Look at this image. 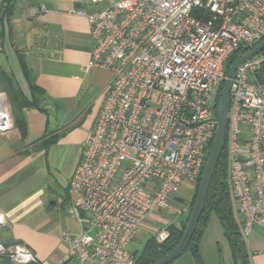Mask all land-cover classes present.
Listing matches in <instances>:
<instances>
[{
    "label": "built area",
    "instance_id": "built-area-1",
    "mask_svg": "<svg viewBox=\"0 0 264 264\" xmlns=\"http://www.w3.org/2000/svg\"><path fill=\"white\" fill-rule=\"evenodd\" d=\"M89 1L100 10L75 12L89 21L90 66L111 77L69 180L86 214L84 228L63 231L61 239L65 258L133 264L140 227L202 172L225 62L241 45L264 38V0ZM259 63L252 58L235 71L225 137L244 235L255 224L264 228V86L252 78ZM8 119L0 109V131ZM150 231L159 243L168 237L165 224ZM2 254L16 263L35 261L23 244H0Z\"/></svg>",
    "mask_w": 264,
    "mask_h": 264
},
{
    "label": "crops",
    "instance_id": "crops-1",
    "mask_svg": "<svg viewBox=\"0 0 264 264\" xmlns=\"http://www.w3.org/2000/svg\"><path fill=\"white\" fill-rule=\"evenodd\" d=\"M11 1L0 24V62L27 100L32 98L31 82L38 88L42 103L23 109L46 114V127L31 135V123L24 118V134L15 119L0 131V244H23L35 257L29 263H16L9 254H2L0 264H84L65 258L67 248L61 234L79 233L84 228L86 214L76 207L69 180L111 72L90 66L94 41L89 21L75 10L91 14L101 5L89 0ZM20 60L26 64L30 82ZM190 193L191 187L182 185L177 196L188 200ZM233 207L240 224L235 203ZM147 220L177 227L181 221L158 214ZM147 220L138 233L149 232ZM243 237L250 264H264V228L255 224ZM141 246L131 245L133 250Z\"/></svg>",
    "mask_w": 264,
    "mask_h": 264
},
{
    "label": "trees",
    "instance_id": "trees-1",
    "mask_svg": "<svg viewBox=\"0 0 264 264\" xmlns=\"http://www.w3.org/2000/svg\"><path fill=\"white\" fill-rule=\"evenodd\" d=\"M10 1L11 0H2L0 3L1 4L0 24L2 23L3 18L6 16V14L10 10L9 6L11 7V4H12V3H9ZM256 44H253L251 46L241 45L238 49H236L233 53H231L225 62V74L227 73V70L230 64H232L239 56L247 52L249 49H251ZM254 58H258L260 60V63L256 71L253 73L252 78L255 82L264 86V49ZM20 64H21V68L26 78L30 82L31 76L28 73L26 64L24 63L23 60H20ZM30 85H31V91H32V96H33V91H37L38 88L32 82ZM222 88H223V82L221 83L217 91V95L215 98V108H216V103L218 101L220 93L222 91ZM20 96H19L20 98L23 97L22 95ZM23 98L25 100V103H20V102L17 103V106H16L17 108H20L21 110H23L25 106L26 107L27 106H38V104L35 102L33 97L31 98V100H27L25 97ZM15 123L20 128L21 132L24 134L25 127H26L24 118L21 116H17L15 118ZM211 143H212V140L208 145L209 148L211 146ZM199 180H200V176L197 179V183L195 185L196 192H197ZM196 192L194 194V199L196 197ZM194 199H193V202H194ZM173 200H177L178 202H181V203L183 202V199H181L178 196L173 198ZM193 202L190 205V208L192 207ZM233 204H234V201H233L231 186H230V182L228 178V162H227V151H226V143H225L222 149L219 161L211 177L207 196L205 199L203 212L200 216V219L197 224L194 235L192 236V239L186 249V250L191 251V254L196 264H203L201 262V259L198 253V248H197L198 241L204 229V224L207 220V216L212 212L216 214V216L218 217V219L223 225L224 234L228 241L229 249L231 253V263L232 264H250V261L248 259V255L246 252V248H245L244 237L242 233V226H241V223L239 224V222L237 221L235 217ZM187 218H188V215L186 216L183 222L184 224L182 228H179L173 224H167L166 228L168 231V237L162 243H157L153 235L149 236L140 248L134 249V263L133 264H152L158 259H160L161 257H163L166 253H168L179 242L181 235L183 233L185 224L187 222Z\"/></svg>",
    "mask_w": 264,
    "mask_h": 264
},
{
    "label": "rangeland",
    "instance_id": "rangeland-1",
    "mask_svg": "<svg viewBox=\"0 0 264 264\" xmlns=\"http://www.w3.org/2000/svg\"><path fill=\"white\" fill-rule=\"evenodd\" d=\"M2 0H0L1 3ZM1 7V4H0ZM7 12V10H6ZM5 13V12H4ZM1 44V43H0ZM2 51V46L0 45V55ZM15 81L10 71L6 69L5 65L0 62V94L4 95L5 103L7 106L10 124L14 121L17 116H21L29 121L31 127V135L33 133H40L42 126H44L45 116L43 114L37 113L36 111L25 112L24 109L21 110L17 108V103H25L24 98H20L21 94L15 86ZM20 96V97H19ZM16 97V98H15ZM37 104L42 103V96L37 92L33 91L32 96ZM52 125V117L50 118L49 127ZM197 183V182H196ZM195 184L189 185L191 187V193L188 200H183V202H178L177 200H171V207L168 209L161 210L154 213L163 216L164 218L170 220L173 218L181 219L178 224L179 228H182L183 222L186 216L190 212V205L193 202L195 194ZM187 206V213H179L183 206ZM182 212V211H181ZM158 222V221H157ZM156 221L147 220V224L150 227L159 226ZM165 226L169 223H164ZM164 224H160L163 226ZM152 231H142L137 233L133 243L140 246L144 243L145 239L151 236ZM157 242V241H156ZM159 243V242H157ZM198 253L203 264H232L231 263V253L229 249L228 241L224 234V228L218 217L214 212L207 216V220L204 224V229L198 241ZM171 264H196L191 251H184L179 257H177Z\"/></svg>",
    "mask_w": 264,
    "mask_h": 264
},
{
    "label": "water",
    "instance_id": "water-1",
    "mask_svg": "<svg viewBox=\"0 0 264 264\" xmlns=\"http://www.w3.org/2000/svg\"><path fill=\"white\" fill-rule=\"evenodd\" d=\"M263 49L264 39L254 45L247 52L239 56L228 67L225 79L223 81V88L216 103L215 111L217 121L215 132L213 135L211 146L207 152V156L198 183L196 197L188 214L183 233L179 242L168 253H166L163 257L152 264H169L177 257H179L184 251H186L188 244L190 243L192 236L194 235L200 216L203 212L211 177L214 173L225 144L230 102V90L235 71L240 65L257 56Z\"/></svg>",
    "mask_w": 264,
    "mask_h": 264
},
{
    "label": "bare ground",
    "instance_id": "bare-ground-1",
    "mask_svg": "<svg viewBox=\"0 0 264 264\" xmlns=\"http://www.w3.org/2000/svg\"><path fill=\"white\" fill-rule=\"evenodd\" d=\"M0 109H1V114L7 115L9 117L7 107L5 106V99H4V96L2 94H0ZM8 121H9V119H8Z\"/></svg>",
    "mask_w": 264,
    "mask_h": 264
}]
</instances>
